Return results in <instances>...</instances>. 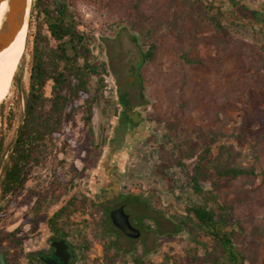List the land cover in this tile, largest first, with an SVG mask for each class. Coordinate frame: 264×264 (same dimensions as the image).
Returning a JSON list of instances; mask_svg holds the SVG:
<instances>
[{
  "label": "rangeland",
  "instance_id": "1",
  "mask_svg": "<svg viewBox=\"0 0 264 264\" xmlns=\"http://www.w3.org/2000/svg\"><path fill=\"white\" fill-rule=\"evenodd\" d=\"M241 1L264 13V0ZM74 2L90 38V61L101 75L89 86L97 95L91 125H85L83 113L66 119L57 148L34 169L21 194L2 205V262L39 264L25 259L26 251L49 234L47 220L75 198L79 208L58 222L75 249V264H103L108 241L121 251L114 264H132L135 255L154 264H191L194 238L209 251L214 245L206 229L186 232L181 221L187 207L211 205L214 193L219 205L232 208L235 251L246 264H264V33L224 19L225 32L217 31L207 19L206 0ZM30 41L27 30L23 56L0 78L4 115L10 109L15 115L11 129L2 125L5 143L12 141L22 115L18 96L27 86ZM151 46L154 56L148 60ZM111 82L126 92L143 86L157 125L153 143L139 144L119 175L138 239L123 234L94 239L101 210L84 196L107 140L115 102ZM230 167L251 174L232 179L225 174ZM55 191L64 193L54 198ZM10 232L21 244L4 237ZM83 242L90 244L84 256Z\"/></svg>",
  "mask_w": 264,
  "mask_h": 264
},
{
  "label": "trees",
  "instance_id": "2",
  "mask_svg": "<svg viewBox=\"0 0 264 264\" xmlns=\"http://www.w3.org/2000/svg\"><path fill=\"white\" fill-rule=\"evenodd\" d=\"M224 4H227L225 10ZM205 9L207 19L219 32H225L221 24L224 19L230 25L240 24L250 30L257 26L259 32L264 33V13L250 9L241 0H206ZM84 29L83 18L74 0L31 2L28 80L26 88L19 91L22 115L10 143H5L2 125L5 122L6 128L11 129L15 115L11 109L4 115V106L0 104V211L4 203L13 201L21 194L34 169L41 166L57 148V142L64 134L66 119L74 121L79 113H83L86 115L83 119L85 125H91L92 108L97 95H92L89 86L94 77L99 78L101 75L98 65L90 61L93 51ZM154 48L151 46L148 49V60L153 59ZM225 174L234 179L251 173L230 167ZM196 190L201 192L198 188ZM56 192L54 198L64 193L56 195ZM211 201V205L205 201L187 207L184 220L181 221V228L186 232L194 228L206 229L214 245L209 251L194 238L191 264H246L245 257L237 253L233 246L235 231L232 225L236 222L232 219V208L219 205L214 193ZM78 208L76 199L71 198L47 220V227L55 239L65 238L61 224L58 226L59 220L69 217L70 212ZM113 234L121 235L108 217H102L94 231V239H106ZM0 235L3 233L0 232ZM4 237L14 245L21 244L14 232L5 233ZM89 245L88 242L81 244L83 256L89 250ZM199 248L204 249L203 256L198 255ZM119 252L116 242L104 243L103 264H114ZM3 254L0 253L1 256ZM33 259L40 263L37 258ZM131 262L154 264L145 261L142 255H135ZM0 264L4 262L0 261Z\"/></svg>",
  "mask_w": 264,
  "mask_h": 264
},
{
  "label": "flooded vegetation",
  "instance_id": "3",
  "mask_svg": "<svg viewBox=\"0 0 264 264\" xmlns=\"http://www.w3.org/2000/svg\"><path fill=\"white\" fill-rule=\"evenodd\" d=\"M111 83L115 102L108 119L107 140L94 171L89 175V187L88 191L84 192V196L86 202L100 209L101 216L108 217L110 222L111 213L122 208L134 227L130 216L125 212L127 203L124 201L119 175L125 170L129 154L139 144L153 143L156 138L157 125L156 120L151 116L153 102L151 103L150 97L143 94V86L139 85L135 90L126 92L118 90L115 83ZM117 199L120 200L108 210V203ZM134 200L142 199L136 197ZM59 240L66 241L75 251L66 238L55 239L49 231L48 235L42 237L34 247L26 251L24 258L34 262L37 261L33 258H37L40 261L39 264H45L39 255L50 256L55 251V247H52L54 242ZM0 261H2L1 255Z\"/></svg>",
  "mask_w": 264,
  "mask_h": 264
},
{
  "label": "water",
  "instance_id": "4",
  "mask_svg": "<svg viewBox=\"0 0 264 264\" xmlns=\"http://www.w3.org/2000/svg\"><path fill=\"white\" fill-rule=\"evenodd\" d=\"M7 1L8 11L6 21L0 29V51L8 46L16 37L18 32L25 24V20L30 14L31 3L29 0H0ZM27 9H29L27 13ZM113 226L118 229L125 237L130 239H138L140 231L132 227L128 216L123 212L122 208L113 211L110 215ZM55 251L50 256L39 255V258L45 264H75V251L64 240L54 242Z\"/></svg>",
  "mask_w": 264,
  "mask_h": 264
},
{
  "label": "bare ground",
  "instance_id": "5",
  "mask_svg": "<svg viewBox=\"0 0 264 264\" xmlns=\"http://www.w3.org/2000/svg\"><path fill=\"white\" fill-rule=\"evenodd\" d=\"M31 0H29V4ZM8 11V3L7 1L0 2V29L2 28L3 24L6 21V14ZM29 9H27L28 13ZM28 24L27 18L25 20V24L18 32L14 40L6 46L4 49L0 51V78L8 71L7 77L9 76L10 72L14 68V66L19 61V58L23 56V53L20 55L22 49L26 45V36H27ZM20 55V57H19ZM7 81V80H6ZM5 85L2 89H0V98L3 94Z\"/></svg>",
  "mask_w": 264,
  "mask_h": 264
}]
</instances>
